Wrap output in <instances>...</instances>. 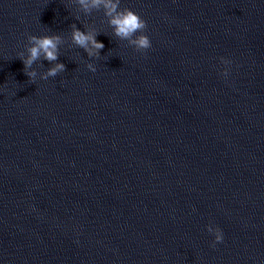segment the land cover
<instances>
[{
    "label": "water",
    "instance_id": "95a60500",
    "mask_svg": "<svg viewBox=\"0 0 264 264\" xmlns=\"http://www.w3.org/2000/svg\"><path fill=\"white\" fill-rule=\"evenodd\" d=\"M125 8L146 53L103 5L0 0V264H264V0ZM29 35L61 37L34 82Z\"/></svg>",
    "mask_w": 264,
    "mask_h": 264
},
{
    "label": "clouds",
    "instance_id": "9594fccd",
    "mask_svg": "<svg viewBox=\"0 0 264 264\" xmlns=\"http://www.w3.org/2000/svg\"><path fill=\"white\" fill-rule=\"evenodd\" d=\"M78 3L83 6L85 11H90L91 8H99L101 5L104 6L106 12L105 14L110 17V25L114 29V34L121 40H126L131 46L135 48L137 52L146 53L151 49L152 44L150 38L144 33L147 30V22L142 19L137 13L130 9L118 10L120 6V0H78ZM140 33V35H137ZM96 34H85L73 25L72 39L74 43L83 48L90 57H99L100 52L104 49V44L96 39ZM28 45L26 46V51L28 53L25 56V52H20L18 54L19 59L24 64V73L33 82L35 81L36 73L30 71L32 65L41 58L44 57L49 62L56 61L59 58V44L61 42V37L58 35H46L37 37L35 35H29ZM91 44V47H89ZM221 62L225 65H230L231 61L221 58ZM87 68L91 72H96V67L93 64H88ZM65 71L64 64H56V66L50 69L47 75L44 77L45 80L48 77H55L59 73ZM229 74L228 68L222 73L223 76L227 77ZM207 231L213 234L215 240L212 244L213 247L216 244L222 243L224 240L223 232L220 228L208 226Z\"/></svg>",
    "mask_w": 264,
    "mask_h": 264
}]
</instances>
